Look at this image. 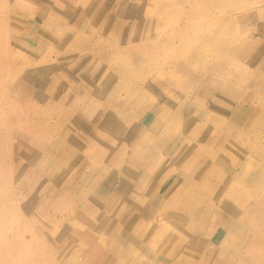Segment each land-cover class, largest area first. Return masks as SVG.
<instances>
[{"label": "rangeland", "instance_id": "374dc122", "mask_svg": "<svg viewBox=\"0 0 264 264\" xmlns=\"http://www.w3.org/2000/svg\"><path fill=\"white\" fill-rule=\"evenodd\" d=\"M207 2L0 0V264H205L200 258L213 251L225 259L206 264H239L224 240L217 246L210 220L229 210L219 197L230 183L224 166L250 173L236 189L249 205L252 175L264 168V0ZM172 41L176 51L154 48ZM144 42L153 44L142 53L148 62L125 77L120 67ZM173 116L172 130L161 128L170 137L164 144L143 143ZM190 134L180 152L177 142ZM118 135L134 138L121 160L122 150L112 156L104 146ZM225 151L236 162L225 161ZM93 196L103 199L93 218L80 215ZM148 207L150 219L133 225ZM249 216L238 240L253 235L258 219Z\"/></svg>", "mask_w": 264, "mask_h": 264}, {"label": "bare ground", "instance_id": "6f19581e", "mask_svg": "<svg viewBox=\"0 0 264 264\" xmlns=\"http://www.w3.org/2000/svg\"><path fill=\"white\" fill-rule=\"evenodd\" d=\"M189 1H191V0H189ZM227 3V0H208V2H207V4L209 5V7L210 6H213L214 4L216 5V4H218V5H221V4H226ZM217 6V5H216ZM223 8V7H222ZM221 9V8H220ZM163 19V18H162ZM143 21V20H142ZM108 23V22H107ZM110 25V24H109ZM107 30V29H106ZM1 31H2V27L0 26V33H1ZM175 38H178V36H177V34L176 33H174V35H173ZM147 37H149V38H145V42H147V41H152V43H153V40H152V37H150V36H147ZM213 38V37H212ZM114 39V38H113ZM151 39V40H150ZM201 40H203V38H200ZM169 40H173V37H169ZM210 40V39H209ZM142 41V40H141ZM175 41V40H174ZM256 41V40H255ZM140 42V41H139ZM138 42V43H139ZM144 42V44L143 45H141L140 44V48H142L141 50H135V48L133 49L132 48V50H134V52H132V54H130V61H129V64L127 63V64H123L122 65V67H120V68H123V70L122 71H124L123 72V75L125 76V77H127V74L126 73H129L131 70H136V68H139L140 67V65L142 64H145V63H147L148 62V59H147V57H146V55L145 54H142L144 51H148L147 49H148V45H146V44H149V47H150V49H152L153 47H152V45L153 44H151V43H145ZM155 42V41H154ZM212 42H214L215 44H218L219 42L218 41H212ZM141 43V42H140ZM171 44L169 45V46H167V45H164V44H160V46L158 45V44H155V46H154V48H156V50L158 49H161L160 50V54H162L161 52H163L162 50H164L165 48H167V47H171V49L173 50V51H176V49H177V47L178 46H176V44H174V42L172 41V42H170ZM207 43L209 44V42L207 41ZM260 43V42H259ZM137 44V43H136ZM166 44V43H165ZM151 45V46H150ZM219 45H220V43H219ZM256 45H258V44H256ZM139 46V45H138ZM255 46V45H254ZM133 47H137V46H133ZM212 47V46H211ZM170 49V48H169ZM169 49H168V51H169ZM121 50V49H120ZM129 50V49H128ZM167 50V49H166ZM122 51V50H121ZM165 51V50H164ZM120 52V51H119ZM157 52V51H156ZM126 53H127V51H126ZM172 53V52H171ZM194 53V52H193ZM192 53V54H193ZM121 54V53H120ZM197 54V53H196ZM159 55V54H158ZM196 58L198 57V55H195V54H193ZM121 56V55H120ZM195 57H193L192 58V62H194L195 61ZM158 58H162L160 61H159V63L160 64H163V61H165V62H169V59H168V61H166L165 59V57H158ZM198 58H200V57H198ZM118 59V58H117ZM189 59H191V57L189 58ZM122 61H125L124 59L123 60H121V62ZM191 61V60H190ZM190 61L188 62V63H190ZM117 62V61H116ZM120 62V61H119ZM187 62V61H186ZM115 64V63H114ZM164 65V64H163ZM189 65V64H188ZM128 66H131L130 68H129V70H127L128 69ZM118 67V66H117ZM164 67V66H163ZM172 67V66H171ZM196 67V66H195ZM194 67V68H195ZM127 70V71H126ZM113 71H114V69H113ZM119 72V71H118ZM250 73V72H249ZM122 75V74H121ZM129 76V75H128ZM257 76V75H256ZM255 77V76H254ZM127 79V78H126ZM129 79V78H128ZM127 84V83H126ZM127 87V86H126ZM69 98V97H68ZM62 100V99H61ZM70 100V99H69ZM114 100V99H113ZM116 100H118V99H116ZM121 101V100H120ZM114 102H115V100H114ZM124 102V101H123ZM77 104V103H76ZM113 104V103H112ZM116 104H118V102L116 103ZM124 104V103H123ZM71 105V104H70ZM118 106H120V105H118ZM117 106V107H118ZM121 106H122V104H121ZM114 107H115V104H114ZM128 108V107H127ZM126 108V109H127ZM116 110H117V108H116ZM254 110V109H253ZM108 111V110H107ZM245 112V115H247L248 114V112H247V109H243L242 111H241V114L242 113H244ZM122 113V112H121ZM125 113V112H124ZM124 113H122V114H124ZM145 113H147V111L145 112ZM144 113V114H145ZM111 114V113H110ZM144 114H142V115H144ZM235 114V113H234ZM72 115V114H71ZM120 115V114H119ZM141 115V116H142ZM89 116H91V115H89ZM125 116V115H124ZM124 116H122V117H124ZM141 116H139V118H141ZM174 116H175V114H174ZM171 117V119L169 120V122L166 124L165 122L164 123H161V125H159L158 126V124H160V123H156L155 124V127L156 128H153V130H154V132H155V134H153V135H150V137H149V135L148 136H145L144 137V139H145V141L143 142V143H146V142H149V143H152V142H154V141H156V142H158V143H163L164 144V142L165 141H167L170 137H167L165 134H163L164 132L163 131H161V128H164V130H166V131H168V133L172 130V125H173V122L174 121H177V114H176V117ZM205 116V115H204ZM244 116V115H243ZM121 117V116H120ZM100 118V117H99ZM130 118V117H129ZM128 118V119H129ZM138 118V119H139ZM190 118V117H189ZM89 119V118H88ZM124 119V118H123ZM168 119V118H167ZM191 119V118H190ZM246 119H248V118H246ZM90 120V119H89ZM102 120V119H101ZM131 120H132V118H131ZM200 120V119H199ZM208 121H209V119H207ZM108 121V120H107ZM126 121V120H125ZM130 121V120H129ZM128 121V122H129ZM137 121V120H136ZM82 122V121H81ZM120 122L122 123V121L120 120ZM131 122V121H130ZM193 122V121H192ZM103 123H105V120L103 121ZM129 124V123H128ZM203 124L204 123H202V126H203ZM93 125V124H92ZM95 125V124H94ZM166 125V126H165ZM119 126L121 127V125L120 124H118L117 123V125H116V130H114L115 132H117V133H119L120 131H119ZM127 126V125H126ZM145 126V125H144ZM190 126V125H189ZM193 126V125H192ZM201 126V125H200ZM204 127V126H203ZM207 127V126H206ZM193 128V127H192ZM202 128V127H201ZM201 128H200V130H201ZM256 128V127H255ZM190 129V128H189ZM194 129V128H193ZM128 130V129H127ZM129 131V130H128ZM137 131V130H136ZM140 131V130H139ZM166 131H165V133H166ZM90 132V131H89ZM138 132V131H137ZM88 133V132H87ZM123 133V132H122ZM129 133V132H128ZM174 133V132H173ZM191 133V132H190ZM196 133V132H195ZM137 134V133H136ZM193 134V133H192ZM103 136V135H102ZM127 136V135H126ZM130 136H132V135H130ZM130 136H127L126 138H125V136H120V135H118V136H114L115 138H112L111 140H109L107 143H105L104 144V146H105V148H106V152L107 153H111V152H113V151H117L118 152V150H122L123 148H125V146H126V143L128 142V141H131V140H134V138L133 137H130ZM192 135L190 134L187 138H186V140H182V142L179 140V142H177V145H179V144H181L182 145V143H183V148L180 150V152H182V151H185V150H187V148H189V146H190V138H192L191 137ZM116 137H120V138H116ZM167 137V138H166ZM101 138V137H100ZM141 139V138H140ZM194 139V138H193ZM199 139V138H198ZM234 140V139H233ZM127 141V142H126ZM138 141V140H137ZM88 142H90L89 140L87 141V143ZM85 144H86V141L84 142ZM179 143V144H178ZM89 144H92L91 142L89 143ZM99 144V143H98ZM133 144V143H132ZM135 144V143H134ZM160 145V144H159ZM75 146H76V144H75ZM74 146V150L76 149V152L78 153V147L76 146L75 147ZM180 146V145H179ZM178 146V147H179ZM127 148H128V146H127ZM126 148V149H127ZM156 148H158V146H156ZM126 149L125 150H122L123 151V156H122V152H120L121 154H120V156H119V158H120V160L121 159H123L124 157H125V153H126ZM42 150H44V152H46L44 155H45V157L49 154V149H47V148H45V149H43L42 148ZM53 151H54V149H52ZM97 150H98V147L96 146L95 148H94V152H92V155L93 154H95V157H96V153H97ZM127 150H129V149H127ZM136 150V149H135ZM179 150V149H178ZM226 150V149H225ZM255 150V149H254ZM80 151V150H79ZM224 151V150H223ZM256 151H258L257 149L255 150V151H253L254 153H252V154H254L255 155V153H256ZM117 152L114 154V153H111V155L112 156H118V154H117ZM142 152H144V150L142 149L141 150V152L140 153H142ZM235 152H236V150H235ZM262 152V151H261ZM69 151H66V156H63L65 159H62V161L65 163L66 162V160H69L70 159V157H69ZM80 153V152H79ZM129 153V152H128ZM251 153V152H250ZM249 153V154H250ZM138 154V153H137ZM175 154V153H174ZM205 154V153H204ZM257 154H258V152H257ZM173 155V154H172ZM37 156V155H36ZM148 156V155H147ZM155 156V155H154ZM175 156V155H174ZM259 156V155H258ZM94 157V156H93ZM94 157V159H92L93 160V162H95V164L97 165L98 164V162H97V158H95ZM165 157V156H164ZM222 157H225L226 158V160L225 161H227L228 160V162H230V163H234V162H236V161H234V159L233 158H229L230 157V155H229V152H227V151H225L224 153H223V156ZM234 157V156H233ZM254 157H257L256 155L254 156ZM263 157V156H262ZM157 158V157H156ZM117 159V158H116ZM154 159V158H153ZM168 159V158H167ZM103 160V159H102ZM157 160V159H156ZM212 160V159H211ZM220 160V159H219ZM260 160V159H259ZM262 160V159H261ZM89 162V161H88ZM68 163V162H67ZM72 163V162H71ZM90 163V162H89ZM92 163V162H91ZM147 163V162H146ZM207 163V162H206ZM93 164V163H92ZM165 164V163H164ZM216 164V163H215ZM254 164V163H253ZM261 164H263V162L261 163ZM230 165V164H229ZM264 165V164H263ZM113 166V165H112ZM140 166H142V165H140ZM206 166H207V164H206ZM148 167V166H147ZM159 167V166H158ZM145 168V167H144ZM210 168V167H209ZM214 168V167H213ZM203 169V168H202ZM220 169H221V167H220ZM224 169H225V171H227L228 173H230V175L231 176H229V174H226V173H224L223 175H224V177H225V179L227 180V182H228V180L230 181V183L228 184L229 185V188L227 189L226 187H223V188H225V189H223L222 190V192L221 191H219V197H221V199H220V203L222 204L221 206H223V207H227L229 210L226 212V214L224 213V211H223V209H221V208H218V210L217 211H215V214H218V215H215V216H218V217H216V218H214L213 220L211 219L210 220V227H212L211 228V236L213 237V239H214V241L216 242V243H218L217 241H216V237H217V239L218 240H220V243H218L217 244V246H222V241L224 240V242L226 243L225 244V247H226V245L228 246L229 245V250H230V252H231V255H235V254H237L238 253V258H239V264H264V168H262V170L260 169V170H258V172L256 173H253V175L252 176H254V178L256 177V179H257V181H256V183H252V185H251V187H248V192H249V196L252 198V200H250V201H253V205H249V203H247V202H241V201H239V199H238V197H237V194H236V189H238L239 190V187H241L240 185H239V183H238V180L239 179H242L243 180V186L241 187V188H243L244 186H247V184H246V182H247V177L248 176H250V173L249 172H247L246 174H245V172H244V174H243V176H241L240 174H239V172L237 171L238 169H236V167H232V165L231 166H224ZM257 169H259V168H257ZM35 170V169H34ZM161 170V169H160ZM185 170V169H184ZM204 170H206L207 171V169H204ZM148 171V170H147ZM182 171V170H181ZM205 171V172H206ZM215 171V170H214ZM52 173L54 172L53 170L51 171ZM88 172V171H87ZM173 172V171H172ZM208 172V171H207ZM206 172V173H207ZM160 173V172H159ZM206 173H202V174H199V178H202V177H205L206 175ZM51 174V173H50ZM50 174H49V176H50ZM153 174V173H152ZM155 174H157V173H155ZM166 175V174H165ZM207 175H210L209 173H207ZM213 176L215 175L214 174V172H213V174H212ZM194 176V175H193ZM197 176V175H196ZM190 177V176H189ZM192 177V176H191ZM198 177V176H197ZM50 178V177H49ZM91 178V177H90ZM89 178V179H90ZM98 178V177H97ZM96 178V180L95 181H93L92 183H91V186L93 187L94 186V182L96 183L97 181H98V179ZM76 179V178H75ZM87 179V178H86ZM245 179V180H244ZM90 181V180H89ZM88 181V182H89ZM92 181V180H91ZM162 180H160V181H158V182H156L155 181V183L153 184V183H150V186H149V190L147 191V189L146 190H144V191H147L145 194H146V198L145 199H147L148 200V198H149V193L153 190V192L155 191V188H153L154 187V185H158L159 184V182H161ZM210 183H212L211 181H209ZM81 183V182H80ZM169 184H171V183H169ZM246 184V185H245ZM68 185H69V182H68ZM73 185V184H72ZM79 185V184H78ZM87 185V184H86ZM85 184L83 185V186H80V189H81V195H83V198H85L86 196H87V194L89 193V191H91L87 186H86ZM60 187H62V186H60ZM114 187V186H113ZM143 187H145V185L143 186ZM187 187H189V186H187ZM191 187V186H190ZM79 188V187H78ZM77 189V188H76ZM232 189V190H231ZM234 189V190H233ZM67 192H70L71 191V189H69V190H66ZM170 192L171 191H169V193L168 194H170ZM193 193V192H192ZM79 195V194H78ZM39 196V195H38ZM169 196H171V195H169ZM195 196V195H194ZM198 196H199V194H198ZM79 197V196H78ZM78 197H76V198H78ZM94 198L91 200L90 199V202H88V200H86L85 201V203L87 202V204L84 206V208L85 209H82L81 211H80V215H83L84 217H86V216H91V215H93V214H95V212L98 210V209H96V207H95V202L96 201H98V200H100V199H102V196H101V198L100 199H98V197H96V196H93ZM168 197V196H167ZM54 198V197H53ZM68 199V198H67ZM75 199V198H74ZM172 199H173V197H172ZM196 200H198V198L195 196V198H193L191 201H190V203H189V205H188V217L186 218V220L188 221V222H192L194 219H195V217L196 216H194V214L192 213V211H191V209H192V207L194 206V202L196 201ZM149 201V200H148ZM76 202V201H75ZM102 202H103V199H102ZM101 202V205H103V203ZM246 203H247V205H246ZM252 203V202H251ZM250 203V204H251ZM164 204V203H163ZM242 204H244V206H242ZM218 205V204H217ZM86 206H87V208H88V210H86ZM209 207H210V205H209ZM211 207H213V206H211ZM210 207V208H211ZM127 208V207H126ZM126 208H125V212H122V214H126V213H128V210H126ZM187 209V208H186ZM44 210V209H43ZM224 210H225V208H224ZM176 211V210H175ZM41 215V214H40ZM44 215V214H43ZM64 215V214H63ZM249 215H251V217H252V215H255L256 217H257V224H255V225H253L251 228H250V230H249V232H252V234L253 235H250V237L248 236V235H243L242 237H241V239H239L238 240V232H239V230H240V224L241 223H239V221L241 220L242 222H245V217H247V216H249ZM139 216V213H138V215H137V217H135L134 218V222H133V225H134V223H135V221L136 220H138V217ZM74 217V216H73ZM82 217V216H81ZM161 217V216H160ZM182 217V216H181ZM250 216H249V219L251 218ZM64 218V217H63ZM91 218H93V216H91ZM219 218V219H218ZM47 219V218H46ZM252 219V218H251ZM254 219V218H253ZM160 220V219H159ZM178 221V220H177ZM187 221H185V222H187ZM251 221V220H250ZM182 222V221H181ZM187 222V223H188ZM79 223V222H78ZM55 224V223H54ZM64 224V223H63ZM198 224H199V222H198ZM59 225V224H58ZM108 225V224H107ZM52 226V225H51ZM71 228V227H70ZM69 228V229H70ZM198 229H200V225H199V227H197ZM213 228H214V230H213ZM220 229V230H219ZM242 232V231H241ZM241 232H240V234H241ZM172 233V232H171ZM174 234V233H173ZM248 234V233H247ZM171 237V236H170ZM172 237H173V235H172ZM161 238H162V236H161ZM212 239V238H211ZM188 241H190L191 243H193V242H195L196 241V238L192 241L191 239H189ZM209 241V240H208ZM96 242V241H95ZM2 243V242H1ZM209 243V242H208ZM213 243V242H212ZM235 243V244H234ZM233 244H234V247H233V250L232 249H230V248H232V246H233ZM244 247H246V248H248L249 250H251V252H254L255 251V253H254V256L252 255V257H249L248 256V254H247V251H246V253L244 252L243 253V250L242 249H244ZM181 248V247H180ZM186 248V247H185ZM186 250V249H185ZM214 250V249H213ZM239 250V251H238ZM248 250V251H249ZM221 252V251H220ZM216 253L215 251H213V252H211L209 255L207 254L206 256H207V258H206V256L205 257H201L200 258V260L202 259L204 262H205V264H206V260H208V259H221V258H224V255H225V253H224V251L223 252H221V253ZM225 259V258H224ZM231 260H232V257H231ZM234 261V260H233ZM235 262V261H234ZM201 263H203V262H201ZM175 264V263H174ZM182 264V263H181Z\"/></svg>", "mask_w": 264, "mask_h": 264}, {"label": "crops", "instance_id": "0c3cea01", "mask_svg": "<svg viewBox=\"0 0 264 264\" xmlns=\"http://www.w3.org/2000/svg\"><path fill=\"white\" fill-rule=\"evenodd\" d=\"M152 211H153V207H148L147 209H144L141 212V214H139L138 220H140L141 222H142V220L144 221L145 218H143V217H146L147 220L150 219V217H151L150 215H151Z\"/></svg>", "mask_w": 264, "mask_h": 264}]
</instances>
